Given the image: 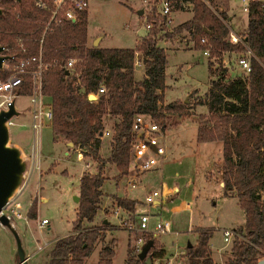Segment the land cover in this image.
Segmentation results:
<instances>
[{
  "label": "trees",
  "instance_id": "1",
  "mask_svg": "<svg viewBox=\"0 0 264 264\" xmlns=\"http://www.w3.org/2000/svg\"><path fill=\"white\" fill-rule=\"evenodd\" d=\"M178 8L184 1L193 4V18L167 34L174 38L183 31L191 34L196 49L210 48L215 57L226 53H243L245 47L229 41L231 30L229 16L222 11L221 0H170ZM6 15L0 19V44L8 48L14 57L10 63L38 56L53 65L43 75V92L52 106L54 119L51 123L56 141L74 144L84 150L85 156L99 163L98 173L81 179L80 202L73 233L56 241L46 264H89L87 259L99 244L97 264H114L116 239L106 241L109 226L94 225L102 211L103 187L108 180L101 163L102 141L99 135L106 129V120H113L111 155L108 162L119 170L118 178L129 173L131 148L138 138L133 132L136 116H150L167 130L173 117L189 113V104L174 102L163 105L166 85L168 56L159 45L163 23L156 25L138 42L135 49H105L88 46V11L81 12L76 20L64 21L46 30L52 12L36 7L35 0L4 2ZM253 53L251 72L246 77L226 79L227 69H213L209 64L211 89L205 99L209 111V125L200 126V143L221 142L223 145V181L226 194L235 191L239 206L246 218L245 225L238 229L242 238L233 242L231 257L225 264H260L258 257L264 254V2L251 3L249 25L243 35ZM205 38L207 44L201 40ZM22 40L23 46L18 43ZM143 55L145 78L135 79L136 53ZM70 59H77L73 73L62 67ZM77 74L82 79L84 93L75 87ZM8 70L0 72L8 77ZM105 85L108 93L97 100H89ZM30 92V86L24 88ZM201 121L206 117L201 116ZM139 202L127 196H115L114 204L128 213L135 212ZM33 218V213H30ZM197 244L187 247L190 264H214L210 240L213 229H199ZM149 252L153 263L166 255V250L155 239ZM129 237L126 264H146Z\"/></svg>",
  "mask_w": 264,
  "mask_h": 264
},
{
  "label": "rangeland",
  "instance_id": "2",
  "mask_svg": "<svg viewBox=\"0 0 264 264\" xmlns=\"http://www.w3.org/2000/svg\"><path fill=\"white\" fill-rule=\"evenodd\" d=\"M88 1L89 47L99 42L98 47L105 49H135L138 41L151 31L147 30L145 18L151 21L153 15H148L143 0ZM221 1L224 11L229 18H233L232 21H227L229 29L243 36L249 25V15L244 11L246 3L243 0ZM140 10L144 11L142 16L138 15ZM191 10L178 11L175 14V26L170 29L165 28L159 42V45L166 49L168 56L169 90L165 98L167 103L183 99L188 100L189 106L193 105L188 108L193 111H189L187 115L173 117L163 135L170 160L167 162L170 167L166 175L160 176V173L149 172L141 178V184L137 188H127V177L118 178L119 170L107 161L111 155V138L102 141L101 154L105 163L101 165L103 174L108 180L103 187L102 211L94 225L102 227L106 221L108 222L105 224L109 226L108 242L112 239L117 240L114 264H126L129 237L132 238L133 247L135 238L121 226L129 213L115 206V196L128 195L133 199H140L143 203L150 192L158 190L162 193L163 183L170 189L177 187L181 190L180 195L170 197L169 202L164 201L162 206L145 207L155 215L152 220L153 226L158 221H169L173 230L172 234L159 235L155 238L166 250V255L160 260H155L154 264H190L186 255L187 247L189 243L192 246L196 245L199 235L197 232L199 228L190 230L189 227L190 214L193 212H202L205 215L203 219H199L198 214L196 224L213 229L214 235L210 240V247L214 264H225L231 257L233 242L229 246L226 245L223 235L225 228H242L246 222L238 199L227 195L221 186L220 172L224 166L222 143L198 141L199 127L209 125V111L205 103L197 105L199 100L205 98H196V95L198 93L201 96L208 95L212 80H216L217 76L210 78L208 60L203 56L202 50L196 49L195 40L189 32L183 31L182 34H178L182 39L172 43L169 40L171 38L167 36L168 32L171 33L177 27L176 16L181 15L180 21L191 20L193 18V13H189ZM174 45L180 50L167 51ZM231 59L234 64L235 55H232ZM143 71L142 67L136 68V79H142ZM246 75L244 71L234 66L228 69L225 78L228 80ZM17 106L20 110L29 111L30 100L27 94H22L17 100ZM201 116L206 119L201 121ZM16 123L17 125L11 129L13 142L20 145L30 157L33 155L35 140L37 139L38 142V159L25 189L18 196L29 216V226L24 222H18L16 231L29 258V264H46L56 241L73 233L78 209L75 198L80 197L81 179L86 175L98 173L99 163L86 156L84 161L80 160L75 147L67 146L64 140L56 141L49 123H46L37 138L31 128V118L28 113L24 117L17 118ZM113 123L111 118H107L106 128L112 129ZM88 163L93 167L92 173L86 169ZM35 201L36 205L32 208ZM185 204L191 206V209H187L189 213L181 210ZM30 213L35 214V217L31 218ZM43 220H47L48 224L41 229L40 224ZM146 239L149 241L150 238ZM46 242L50 243L49 247L38 252V247L45 245ZM101 248L102 245L99 244L93 255L87 259L89 264L98 263ZM0 264H20L15 237L1 224Z\"/></svg>",
  "mask_w": 264,
  "mask_h": 264
},
{
  "label": "built area",
  "instance_id": "3",
  "mask_svg": "<svg viewBox=\"0 0 264 264\" xmlns=\"http://www.w3.org/2000/svg\"><path fill=\"white\" fill-rule=\"evenodd\" d=\"M246 3L244 11L249 15L251 3L256 0H243ZM259 2H264V0H257ZM145 8L148 15H153V20L146 19L147 30H152L156 25L163 23L164 28H171L175 26V14L178 11L193 9L192 3H186L180 1L178 3V8L170 0H143ZM35 5L37 8L42 10H50L52 16L50 21L47 23L44 35L53 26L59 25L64 21L76 20L81 12L87 11L89 8L88 0H35ZM174 31V30H173ZM172 31V32H173ZM229 41L232 44H241L245 47V52L243 53H226L222 58L215 57L212 54L210 48H205L202 50L203 56L208 60V63L212 65L213 69H232L234 66L244 71L247 75L251 72V58L254 56L248 43L245 42V37L237 35L231 31L229 36ZM166 42V41H165ZM18 43L23 46L22 40H18ZM203 45L207 44V40L203 38L201 40ZM8 51V48H7ZM8 54V52H6ZM235 55L236 60L232 64L231 56ZM14 60L6 62L5 71L8 70V77L2 78L0 76V111L9 110L12 104L15 102L17 106V100L22 96V94H27L30 100L29 111L24 110L26 114L28 113L31 118V128L36 136L40 135L46 123H51L54 119V111L52 106L46 101V97L43 92V75L49 70L53 65L58 64L56 60L53 64H47L43 61L42 52L35 57L24 58L17 63L10 65ZM77 59H70L62 65L69 73L75 71ZM143 55L139 52L136 53L135 70L138 67L143 66ZM4 71V72H5ZM1 72V71H0ZM77 81L75 87L79 93H84L82 79L80 74H77ZM26 85L30 86V92L26 93L24 88ZM108 93L105 85H102L97 94L94 95L99 98L101 95H106ZM19 109V108H18ZM20 110V109H19ZM26 116V115H25ZM21 118V117H20ZM16 119L14 118L9 122V125L15 127L17 125ZM133 132L138 135V138L133 143L131 148V160L129 173L126 176V186L131 189L137 188L141 184V178L149 172L158 170L165 164L167 160V149L165 147V137L163 135L166 132L163 126L156 123L150 116L139 115L136 116L133 124ZM113 136L112 129L106 128L98 137L101 141L109 139ZM37 139L33 144V155L32 159V171L38 159L37 152ZM76 152L78 158L84 161L85 153L81 148H77ZM88 172H91L93 167L88 163L86 165ZM92 173V172H91ZM32 174V172H31ZM97 174V172L95 173ZM89 175H94L89 174ZM31 176V175H30ZM174 190V189H173ZM170 190L168 195L178 192V189L174 191ZM166 194L164 191L161 193L158 190L150 192L146 198L145 202H139L136 206L135 212L127 214L122 222L121 226L129 231L134 238V248L138 254H140L144 246L148 243V239H155L159 235L172 234V224L169 221H158L153 226V215L150 209L145 207L158 206V200L162 199ZM38 199V198H37ZM37 201V200H36ZM36 201L32 204V208L36 205ZM187 209H191L190 204H186ZM36 213V212H35ZM10 219L12 227L16 230L18 222H24L25 225L29 226V216L25 212L23 204L19 201V197L11 201L2 212ZM133 215V217H132ZM35 217V214H34ZM48 224L47 220H43L40 224V228H44ZM141 234V235H140ZM224 240L226 245L229 246L236 238H242V235L238 229H230L224 231ZM145 237V238H144ZM50 243H45L38 247V252L43 251L49 247ZM29 260V258H28ZM160 260V259H158ZM260 262L264 261L263 256L258 257Z\"/></svg>",
  "mask_w": 264,
  "mask_h": 264
},
{
  "label": "water",
  "instance_id": "4",
  "mask_svg": "<svg viewBox=\"0 0 264 264\" xmlns=\"http://www.w3.org/2000/svg\"><path fill=\"white\" fill-rule=\"evenodd\" d=\"M6 1H14L21 4L23 0H0V3ZM144 11L141 10L139 15L142 16ZM6 15L5 8L0 7V19ZM99 42L94 47H98ZM7 47L0 44V71H5V64L11 61L14 57L6 54ZM98 98L94 95L89 97V100L94 101ZM188 102V100H187ZM26 112L19 110L14 102L9 110L0 111V224L2 227L9 229L15 237L17 243V257L20 264H29L26 251L22 245L21 238L18 232L12 227L10 219L3 215L2 212L6 206L16 199L25 189L31 172H32V159L26 154L24 149L13 142L12 130L9 122L14 118L24 117ZM74 147V144L70 143ZM75 201L80 202V197H76ZM108 222L106 221L105 224ZM152 243H147L139 255V259L146 264H154L149 252L152 248ZM192 244H188L191 248ZM264 264V261L260 262Z\"/></svg>",
  "mask_w": 264,
  "mask_h": 264
},
{
  "label": "crops",
  "instance_id": "5",
  "mask_svg": "<svg viewBox=\"0 0 264 264\" xmlns=\"http://www.w3.org/2000/svg\"><path fill=\"white\" fill-rule=\"evenodd\" d=\"M220 9L222 10V11H224V7H223V4H221V6H220ZM141 11V10H140ZM139 11V12H140ZM139 12H138V15H139ZM193 13V10H191V11H189V13ZM140 16V15H139ZM229 16V15H228ZM180 18H181V15L180 16H176V23H177V26H179V25H181V24H183V23H185V22H187V21H180ZM229 21H232L233 20V18H229L228 19ZM189 21V20H188ZM179 39H182L181 38V36L180 35H176L174 38H171V39H169L170 41H171V43H172V41H176V40H179ZM141 40V39H140ZM139 42V41H138ZM137 45H138V43H137ZM173 45V44H172ZM137 47V46H136ZM171 48H168V50L167 51H169V50H175V51H177V50H180V49H178L177 48V45L175 46H170ZM120 49H124V48H120ZM125 49H131V48H125ZM191 49V48H190ZM166 50V49H165ZM142 68H144V65L143 66H141ZM167 68H168V66H167ZM167 68H166V76H167ZM135 73H136V70H135ZM144 78H145V68H144V71H143V77H142V79H136V77H135V79H136V81L137 82H142L143 80H144ZM166 85H167V89H166V91H165V93H164V100H163V105H169V104H171V103H167V101H166V94H167V91L169 90V85H168V83H167V80H166ZM198 91V90H197ZM199 92V91H198ZM197 97H206V96H201L200 95V93H198L197 95H196V98ZM177 101H182V102H185V103H188L187 102V100L186 101H184L183 99H178ZM177 101H174V102H177ZM174 102H172V103H174ZM191 107L193 106V105H190ZM190 107V108H191ZM190 112L191 111H193L192 109H188ZM67 146H71L70 145V143L69 144H67ZM66 154H68V153H66ZM168 152H167V160H166V162H165V164L163 165V167H161L160 169H158V170H154V171H152L151 173H160V176H162V175H166V173H167V171L169 170V167H170V165H168L167 164V162H169L170 160H168ZM223 172H224V166L222 167V170H221V172H220V175L222 176V178H221V186L224 188V181H223ZM146 187H147V185H146ZM163 188H164V194H166L162 199H160V200H158V206L160 205V206H162L163 204H164V201H166V203H168L169 202V198L170 197H177L178 195H180V193H181V190L180 189H178L177 187H175V188H173L174 190L175 189H178V192L176 193V192H174L173 194H171V195H168L167 196V192L168 191H170V190H173V189H170L169 187H167V185L166 184H164L163 183ZM225 189V188H224ZM173 190V191H174ZM227 195H229V196H234V197H236L237 199H238V197H237V194H236V192L235 191H233V192H229V193H227ZM129 199H131V200H134V201H137V202H141L140 201V199L138 200H136V199H133V198H131V197H129L128 195H126ZM46 202V201H45ZM78 205H79V203H78ZM77 208H78V206H77ZM159 208V207H158ZM157 208V209H158ZM189 208H191V206L189 207ZM180 210V208L178 209V211ZM181 210H186V212L188 211V213H189V210H187V207H186V204L184 205V207L183 208H181ZM77 211H78V209H77ZM180 212H182V211H180ZM192 212H193V210H192ZM198 214H199V219H203L204 217H205V215L204 214H202V212H193L192 214H190V219H189V227L191 228L190 230H193L194 228H199V229H207L209 226H206V225H204V226H202V225H200V224H196L195 223V220L197 219V216H198ZM239 228H241V227H235V228H233V229H239ZM228 229H231V228H225V230H228ZM198 230V229H197ZM192 232V231H191ZM191 234H193V233H191ZM107 236H108V233H107ZM113 240V239H112ZM106 241H108V238L106 237ZM117 241V240H116Z\"/></svg>",
  "mask_w": 264,
  "mask_h": 264
},
{
  "label": "flooded vegetation",
  "instance_id": "6",
  "mask_svg": "<svg viewBox=\"0 0 264 264\" xmlns=\"http://www.w3.org/2000/svg\"><path fill=\"white\" fill-rule=\"evenodd\" d=\"M3 6H4V2L0 3V7H2V8H3Z\"/></svg>",
  "mask_w": 264,
  "mask_h": 264
}]
</instances>
